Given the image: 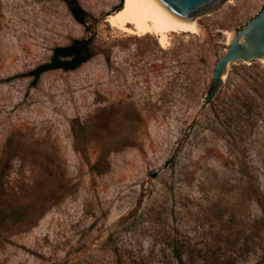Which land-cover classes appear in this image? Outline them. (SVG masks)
<instances>
[{"label":"rangeland","instance_id":"rangeland-1","mask_svg":"<svg viewBox=\"0 0 264 264\" xmlns=\"http://www.w3.org/2000/svg\"><path fill=\"white\" fill-rule=\"evenodd\" d=\"M0 0V264H264V63L227 38L264 0H228L196 33L112 27L123 0ZM94 55L35 85L57 46Z\"/></svg>","mask_w":264,"mask_h":264},{"label":"water","instance_id":"water-1","mask_svg":"<svg viewBox=\"0 0 264 264\" xmlns=\"http://www.w3.org/2000/svg\"><path fill=\"white\" fill-rule=\"evenodd\" d=\"M70 3L75 2L69 0ZM170 15L179 20H193L219 8L228 0H155ZM264 60V5L252 18L246 21L233 35L224 50V55L214 65L211 89L204 99L207 106L224 82L231 65Z\"/></svg>","mask_w":264,"mask_h":264},{"label":"bare ground","instance_id":"bare-ground-1","mask_svg":"<svg viewBox=\"0 0 264 264\" xmlns=\"http://www.w3.org/2000/svg\"><path fill=\"white\" fill-rule=\"evenodd\" d=\"M112 27L136 36L152 34L160 47L168 44L171 33H196V20H179L155 0H123L120 9L107 16ZM232 35L229 33L227 43ZM264 63V60H261ZM225 78V77H224Z\"/></svg>","mask_w":264,"mask_h":264},{"label":"trees","instance_id":"trees-1","mask_svg":"<svg viewBox=\"0 0 264 264\" xmlns=\"http://www.w3.org/2000/svg\"><path fill=\"white\" fill-rule=\"evenodd\" d=\"M72 16L79 22L86 18V12L76 3L67 0ZM94 55L93 44L90 38L73 39L68 45L57 46L47 62L37 65L23 76L32 78L31 84L35 85L40 76L48 71L62 70L73 71L87 62Z\"/></svg>","mask_w":264,"mask_h":264}]
</instances>
